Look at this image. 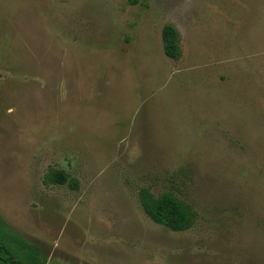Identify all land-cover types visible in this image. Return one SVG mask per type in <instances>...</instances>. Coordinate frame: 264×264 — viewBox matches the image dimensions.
<instances>
[{"label":"rangeland","instance_id":"374dc122","mask_svg":"<svg viewBox=\"0 0 264 264\" xmlns=\"http://www.w3.org/2000/svg\"><path fill=\"white\" fill-rule=\"evenodd\" d=\"M0 220L43 264H264V0H0Z\"/></svg>","mask_w":264,"mask_h":264},{"label":"trees","instance_id":"16d2710c","mask_svg":"<svg viewBox=\"0 0 264 264\" xmlns=\"http://www.w3.org/2000/svg\"><path fill=\"white\" fill-rule=\"evenodd\" d=\"M136 1L129 0L130 3ZM161 40L164 53L177 59L180 55L179 32L174 24L166 22L162 25ZM47 176L52 182L63 183L66 180L63 171L56 169H50ZM138 200L143 211L151 220L167 226L173 231L186 230L194 223L196 211L189 203L170 191L153 194L148 187L143 186L138 190ZM0 264H43L36 257L35 250L21 238L5 229L1 220Z\"/></svg>","mask_w":264,"mask_h":264}]
</instances>
